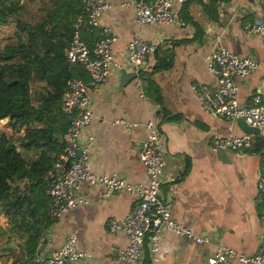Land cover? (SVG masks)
I'll return each mask as SVG.
<instances>
[{
  "label": "crops",
  "instance_id": "0c3cea01",
  "mask_svg": "<svg viewBox=\"0 0 264 264\" xmlns=\"http://www.w3.org/2000/svg\"><path fill=\"white\" fill-rule=\"evenodd\" d=\"M110 1L112 7L103 12L101 22L116 34L112 51L121 66L113 68L108 78L89 92L92 118L82 129L79 144L89 149L90 169L115 173L131 182L147 181L139 150L148 134L146 122L155 121L163 133L159 195L182 225L207 238L197 241L163 227L159 231V261L206 264L217 244L253 253L264 245V192L258 186L264 167V134L251 133L252 144L243 151L212 149L213 134L245 131L237 119L228 120L206 110L191 84L210 90L216 87L206 62L209 52L218 45L234 53L262 56L258 36L243 28L246 20H264L262 5L258 0H186L174 3L172 22L148 24L136 20L132 7H122L123 0ZM133 37L156 43V50L137 67L135 76L123 80L121 69L127 65V44ZM165 61L170 62L168 67ZM261 77V70L255 69L238 78L237 98L241 104L249 101ZM156 89L162 106L174 115L158 114ZM120 119L125 123L116 122ZM0 127L12 133L6 118L0 119ZM257 136L263 145L252 151ZM29 184L26 180L10 182V195L2 208L24 201L31 191ZM78 192L86 201L53 219L39 244L37 260L73 234L77 248L86 252L92 264H129L117 256L118 250L127 245V237L112 231L108 222L122 219L135 196L125 189L105 195L100 185L86 181L79 183ZM6 226L7 217L1 209L0 227ZM3 234L0 231V243L12 237ZM6 261L9 264L11 256ZM138 264H150L149 250ZM229 264L256 263L232 258Z\"/></svg>",
  "mask_w": 264,
  "mask_h": 264
},
{
  "label": "built area",
  "instance_id": "2783aa9c",
  "mask_svg": "<svg viewBox=\"0 0 264 264\" xmlns=\"http://www.w3.org/2000/svg\"><path fill=\"white\" fill-rule=\"evenodd\" d=\"M186 0H123L122 7H132L139 23L166 24L174 18V3ZM264 9V0H258ZM84 19L78 16L71 40L65 48V54L71 63H80L88 73V78L71 77L62 94V108L68 113L70 123L63 137L65 144L54 169L46 176L51 179L47 189L50 195L48 214L51 218L86 201L78 192L81 181L90 185H100L105 195L118 190H128L135 196V202L122 219L112 218L108 225L112 231H120L127 237V245L118 250L119 259L129 263L143 262L150 252V264H162L158 257L159 231L169 228L185 234L197 241H207L204 236L193 233L172 216L166 199L159 195L161 175L164 167L163 133L153 120L146 122L148 134L144 138L139 156L147 174V181L131 182L115 173H96L89 167V149L79 144L82 129L92 118L90 90L108 78L115 67L121 66L113 56L112 44L116 34L111 27L101 22V15L112 7L110 0H82ZM84 24L98 29L99 38L91 49L82 39L80 26ZM243 28L254 32L259 38L262 56L255 58L232 52L223 45L213 48L207 57V70L213 75L217 85L207 89L204 85L191 84L197 93L201 105L215 115L228 120L242 117L244 121L256 126L264 134V20L243 23ZM156 50V43L143 38L133 37L128 41L126 58L128 67L137 71V67L146 56ZM123 68V66H122ZM255 69L262 72L261 83L250 95L248 102L241 104L237 98L238 78L246 77ZM116 122L125 123L120 119ZM248 132L213 134L211 148L248 149L252 142ZM79 150V154H78ZM69 160L67 169L64 162ZM259 189L264 192V174L258 178ZM147 240V241H146ZM232 258L245 263L264 264V245L253 253L247 254L228 244H217L207 257L206 264H229ZM43 264H92L86 252L76 246V238L68 235L58 246L52 248L42 258Z\"/></svg>",
  "mask_w": 264,
  "mask_h": 264
},
{
  "label": "trees",
  "instance_id": "16d2710c",
  "mask_svg": "<svg viewBox=\"0 0 264 264\" xmlns=\"http://www.w3.org/2000/svg\"><path fill=\"white\" fill-rule=\"evenodd\" d=\"M78 16L86 18L82 0H0V119L12 129L0 127V210L7 217L0 231L20 238L9 250V264H43L37 251L53 222L46 174L60 160L70 123L61 98L69 78H88L84 66L65 54ZM80 34L91 49L99 38L98 29L84 21ZM154 100L158 114L174 115L162 106L157 89ZM262 145L257 136L251 149ZM14 180L30 183V194L2 208Z\"/></svg>",
  "mask_w": 264,
  "mask_h": 264
},
{
  "label": "rangeland",
  "instance_id": "374dc122",
  "mask_svg": "<svg viewBox=\"0 0 264 264\" xmlns=\"http://www.w3.org/2000/svg\"><path fill=\"white\" fill-rule=\"evenodd\" d=\"M30 8L32 9V11L35 9V7L33 8L31 6H30ZM25 18H28V17H25ZM80 30H81V26H80ZM4 129L8 132L10 131V129H6L5 127H4ZM2 236L6 237V238L9 237L8 234H3ZM19 242H20V239L18 238V236L13 234L12 237H10L8 240L4 239L0 243V264H7L6 260L10 259V256H11L10 255L11 251H9V250L12 248H17Z\"/></svg>",
  "mask_w": 264,
  "mask_h": 264
},
{
  "label": "water",
  "instance_id": "95a60500",
  "mask_svg": "<svg viewBox=\"0 0 264 264\" xmlns=\"http://www.w3.org/2000/svg\"><path fill=\"white\" fill-rule=\"evenodd\" d=\"M127 68L128 67H123L121 69V74H122V79L123 80L129 79L130 77H133V76L136 75V71L128 72L126 70ZM237 122H238L239 126L242 128V130L245 131V132L257 133L259 131V129L256 126L247 124L242 117H238L237 118ZM78 154H79V150H78ZM68 165H69V160L67 159L64 162V169H67Z\"/></svg>",
  "mask_w": 264,
  "mask_h": 264
}]
</instances>
